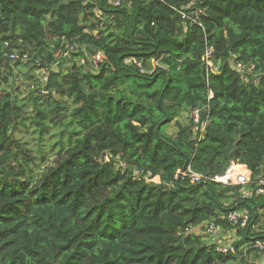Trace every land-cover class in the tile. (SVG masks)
<instances>
[{"label":"trees","instance_id":"1","mask_svg":"<svg viewBox=\"0 0 264 264\" xmlns=\"http://www.w3.org/2000/svg\"><path fill=\"white\" fill-rule=\"evenodd\" d=\"M189 1L0 0V264H259L264 0H201L204 28L182 17ZM207 46L220 68L209 75ZM234 56L250 69L235 70ZM153 58L162 66L141 73L136 62L151 69ZM195 107L210 116L200 141ZM186 156L207 182H177ZM232 162L252 172L249 197L211 180ZM232 232L234 249L218 250Z\"/></svg>","mask_w":264,"mask_h":264},{"label":"built area","instance_id":"2","mask_svg":"<svg viewBox=\"0 0 264 264\" xmlns=\"http://www.w3.org/2000/svg\"><path fill=\"white\" fill-rule=\"evenodd\" d=\"M121 2L122 0H108V3L114 6L120 5ZM185 8L186 9L179 10L180 13L182 14V17L183 18L188 17L193 23L203 26V20L201 19V15L205 14V11L203 6L201 5V0H190ZM188 9H191L189 13L187 12ZM214 53H215V49L213 47L208 46L206 48L204 58H205V64L207 67L208 75L210 71L213 72L218 71V65H216L213 60ZM10 58L17 59L20 58V55L16 52H11ZM24 58L25 59L27 58V54L24 55ZM233 62L235 63V68L239 72L243 73L246 71V67L241 61L237 59L236 56H234ZM139 65L141 67V64ZM141 71L144 72V69L141 68ZM43 72H45V70H43ZM212 97H213V93L210 92L209 99H211ZM192 117L195 123L194 130L196 133L199 134V140H201L205 137L209 115H207L206 119H202V108L196 107L192 111ZM106 159H109L108 156H106ZM186 175L192 177L196 181L201 180V175L193 171L191 166H189ZM214 180L225 184L235 183L241 185L242 186L241 191L243 193V197H249L251 194V192L245 188V185L250 181L249 174L244 171L238 170L234 165L230 166V168L228 169L225 175L215 176ZM257 189L259 193L264 194V173L257 181ZM251 218H252V214L247 210L244 211L233 210L229 214V219L236 223L239 222L241 226H247ZM208 231L215 237L221 234V228L215 223H211L209 225ZM253 246L257 250L264 251V240L261 239L257 240ZM229 248H232L231 244H229L226 247H219L218 249L222 251H227Z\"/></svg>","mask_w":264,"mask_h":264},{"label":"clouds","instance_id":"3","mask_svg":"<svg viewBox=\"0 0 264 264\" xmlns=\"http://www.w3.org/2000/svg\"><path fill=\"white\" fill-rule=\"evenodd\" d=\"M107 3H108V0H107ZM109 4V3H108ZM121 4H122V2H121ZM120 4V5H121ZM111 5V4H110ZM112 6H114V5H112ZM119 6V5H118ZM115 7H117V6H115ZM196 25H198V24H196ZM200 26V25H199ZM201 27H203L204 28V22H203V26H201ZM74 47H76V45H74L73 47H71V49H74ZM208 47V46H207ZM206 47V48H207ZM212 47V46H211ZM214 48V47H213ZM70 49V50H71ZM206 51V50H205ZM11 52H16V53H18L19 55H20V58H17V59H12V58H10V59H12L14 62L15 61H18V60H22L23 62H25V61H27L28 59H29V53L28 52H26V53H20V52H18V51H16V50H13V51H11ZM10 52V53H11ZM216 52V51H215ZM10 53H9V57H10ZM69 53V52H68ZM27 54V58L25 59L24 58V55H26ZM205 54V53H204ZM214 56H215V53H214ZM214 56H213V60H214ZM91 58V60L97 65L98 63H101L103 60H105L106 59V56H105V54L104 53H102V52H99L98 54H96V55H93L92 57H90ZM238 59V58H237ZM130 60H126V62H129ZM240 61V60H239ZM242 62V61H241ZM152 63L154 64V66L151 68V69H146L145 67H144V65H143V63L141 62V61H137L136 62V64H137V66H138V68H139V70H140V72L141 73H153L155 70H156V68L157 67H161L162 66V64L159 62V60L158 59H155V58H153L152 59ZM214 63H215V61H214ZM243 63V62H242ZM82 64H84V59L82 60ZM139 64H141V67H140V65ZM216 64V63H215ZM244 64V63H243ZM217 65V64H216ZM244 66H245V64H244ZM234 67H235V63H234ZM246 67V66H245ZM252 67H254V65L252 66ZM141 68H143L144 69V72H142L141 71ZM250 68H248V67H246V71L247 70H249ZM43 70H45V72H43ZM235 70H237L236 68H235ZM220 71V68H219V66H218V71H215V72H213V71H210V72H213V73H217V72H219ZM238 71V70H237ZM209 72V73H210ZM244 73V72H243ZM46 74V75H45ZM47 75H49V73H48V70L47 69H41V71H40V76H41V82L43 83V84H45L46 83V81H47V79H48V77H47ZM209 81V80H208ZM44 92H45V90H43ZM210 92H212L213 93V91H212V89H210L209 90V95H210ZM214 95V94H213ZM210 100V99H209ZM196 108V107H195ZM202 108V107H201ZM194 109V108H193ZM193 109L191 110V112H190V115H189V117L191 118V122H192V125H193V131H194V134H197V136H198V138H197V140L198 141H200L199 140V134L198 133H196L195 132V130H194V125H195V123H194V120H193V117H192V111H193ZM204 111L202 110V113H203ZM167 116V115H166ZM186 116L187 115H184V117L182 118V120H186ZM206 117L207 116H205V118L202 116V119H206ZM165 119V118H164ZM163 119V120H164ZM169 119H170V116H169ZM209 121H210V116L208 117V124H209ZM165 123V122H164ZM208 124H207V127H208ZM207 127H206V132H205V137H206V133H207ZM160 129V128H159ZM204 137V138H205ZM203 138V139H204ZM202 140V139H201ZM106 156H108V158L109 159H106ZM114 158H116V157H114ZM111 155H109V153H107L105 156H104V160L105 161H107V162H109V161H111ZM116 163L118 164L117 166H123V167H125L126 165H127V163L124 161V160H117L116 161ZM231 165H234L235 167H237V166H243L245 169H246V171L245 170H241V171H244V172H246V173H248L249 174V176H250V181H251V170L246 166V165H244V164H239V163H235V162H232V164ZM230 165V166H231ZM189 166H191V168L193 169V167H192V159H191V157H190V160H189V162H188V164H187V166H186V168H185V170L181 173V178L182 177H189V178H191L193 181H195V182H207L208 181V179L209 178H204V176L202 175V174H200L199 172H197V171H195L194 169H193V171H195L196 173H198V174H200L201 175V180L200 181H196V180H194L192 177H190V176H188V175H186V172H187V170L189 169ZM230 166L228 167V169L230 168ZM182 169V168H181ZM181 169L180 170H178V172L176 173V176H175V179L177 180V177H178V174H179V172L181 171ZM228 169L226 170V172L225 173H223V174H217V175H214L212 178H211V180H213V181H215L214 180V178H215V176H221V175H225L226 173H227V171H228ZM264 173V172H263ZM263 175V174H262ZM261 175V176H262ZM260 176V177H261ZM159 176H155L154 178H153V180L154 181H156V182H160V177L158 178ZM259 177V178H260ZM180 178V179H181ZM259 178L256 180V184H257V181L259 180ZM249 181V182H250ZM215 182H217V181H215ZM248 182V183H249ZM218 183H221V184H224V185H230V184H235V183H230V184H225V183H222V182H218ZM247 183V184H248ZM246 184V185H247ZM237 185H239V184H237ZM246 185H245V188L247 189V190H249L247 187H246ZM241 186V185H240ZM241 188H242V186H241ZM250 191V190H249ZM233 210H237V209H232V211ZM246 210V209H245ZM241 211H244V210H241ZM231 212V211H230ZM211 223H215V222H210L209 223V225L211 224ZM216 224V223H215ZM249 224V223H248ZM217 225V224H216ZM219 236V235H218ZM217 236V237H218ZM235 235H234V232H232V235L230 236V239H229V241L226 243L227 245H224V246H219V247H226V246H228L229 244H231V247L232 248H229V249H231V250H233L234 249V246L232 245V243L235 241ZM257 240H259V239H257ZM256 240V241H257ZM255 241V242H256ZM254 242V243H255ZM254 245V244H253ZM218 247V248H219ZM247 248V247H246ZM246 248L244 249V251L246 250ZM253 248H255L254 246H253ZM228 249V250H229ZM256 249V248H255ZM219 250V249H218ZM227 250V251H228ZM224 252H226V251H224Z\"/></svg>","mask_w":264,"mask_h":264},{"label":"rangeland","instance_id":"4","mask_svg":"<svg viewBox=\"0 0 264 264\" xmlns=\"http://www.w3.org/2000/svg\"><path fill=\"white\" fill-rule=\"evenodd\" d=\"M128 60H130V59H128ZM35 73V75L38 77V79H42L41 78V76L39 75V73H37V72H34ZM21 83V78H18L16 81H15V84L16 85H18V84H20ZM24 89V91L26 92V93H23L21 96H20V100H22L21 99V97H23V99H25L26 97H27V95H28V92H29V89L28 88H23ZM30 113V112H29ZM20 130H17L16 131V135L17 136H20L21 135V133H23V134H25L26 136H28V138L29 139H31L32 138V135H31V132L29 131L28 133H25V132H23V131H26V130H23V127H20L19 128ZM175 129H176V125L174 124V123H172L168 128H167V131H169V132H173V131H175ZM47 138H48V136H47ZM31 146L33 147V148H35V146H34V141H32L31 140ZM49 152V155H48V157L49 158H51V160H52V162H55V159H56V157L58 156V154H57V151H48ZM43 169V168H42ZM213 237H215V236H213ZM252 254H254V252L252 253Z\"/></svg>","mask_w":264,"mask_h":264},{"label":"water","instance_id":"5","mask_svg":"<svg viewBox=\"0 0 264 264\" xmlns=\"http://www.w3.org/2000/svg\"><path fill=\"white\" fill-rule=\"evenodd\" d=\"M167 85H168V83L166 84V86H167ZM159 105H160L162 108L164 107V106H163L162 98L159 99ZM168 120H169V115H167V116L165 117V119H164L161 123H159V124L157 125V133H158V131H159V128H160L161 124L164 123V122H167ZM234 151H235V149H234ZM189 160H190V157H189V156H186L185 164H184V166L182 167L181 171H180L179 174H178L177 182H180L181 173L185 170V168H186V166H187ZM207 260H208V259L205 260V264H208Z\"/></svg>","mask_w":264,"mask_h":264},{"label":"bare ground","instance_id":"6","mask_svg":"<svg viewBox=\"0 0 264 264\" xmlns=\"http://www.w3.org/2000/svg\"><path fill=\"white\" fill-rule=\"evenodd\" d=\"M238 170H245L246 171V169L243 167V166H237L236 167Z\"/></svg>","mask_w":264,"mask_h":264},{"label":"crops","instance_id":"7","mask_svg":"<svg viewBox=\"0 0 264 264\" xmlns=\"http://www.w3.org/2000/svg\"><path fill=\"white\" fill-rule=\"evenodd\" d=\"M158 178H159V177H158ZM259 259H260L259 264H264V257L259 258Z\"/></svg>","mask_w":264,"mask_h":264}]
</instances>
